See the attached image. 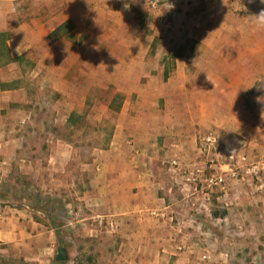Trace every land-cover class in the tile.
I'll list each match as a JSON object with an SVG mask.
<instances>
[{
  "label": "rangeland",
  "instance_id": "obj_1",
  "mask_svg": "<svg viewBox=\"0 0 264 264\" xmlns=\"http://www.w3.org/2000/svg\"><path fill=\"white\" fill-rule=\"evenodd\" d=\"M40 1L45 13L68 10L75 21L67 19L61 34L51 37L60 68L46 73L32 106L39 129L28 123L25 152L0 164V264H139L141 255L155 256L154 247H141L144 235L134 245L115 216L82 199L92 189L100 151L119 128L142 130L141 124L148 130H139L141 139L162 136L163 148L149 158L161 201L147 212L158 219V241L179 247L167 245L161 264H264V71L224 74L223 82L196 69L201 57L186 61L197 55V36L220 31L221 20L212 15L218 6L231 11V23L240 25L244 16L248 33L264 35V24L251 17L264 4L157 0L153 8L145 0ZM29 2L19 1L9 28L30 14ZM253 45L257 63L264 40ZM179 57L195 71L176 73ZM141 64L153 72L140 73ZM157 73L160 81L139 89V79L145 83ZM134 113L147 120H133ZM159 126L166 142L156 135ZM209 134L214 145L204 141ZM189 171L199 179L189 180ZM214 174L224 177V188L208 186L205 178Z\"/></svg>",
  "mask_w": 264,
  "mask_h": 264
},
{
  "label": "crops",
  "instance_id": "obj_2",
  "mask_svg": "<svg viewBox=\"0 0 264 264\" xmlns=\"http://www.w3.org/2000/svg\"><path fill=\"white\" fill-rule=\"evenodd\" d=\"M19 1L22 0H0V164H10L25 152V141L29 136L28 123H32V128L35 125L36 130L39 129L36 116L32 118V113L36 115L32 106L35 107L38 103L39 89L47 81L46 73H55L60 68L57 64L59 56L55 50L57 44L51 37L56 38L61 29L57 33L54 31L67 19L75 21L74 15L68 10L55 14L53 12V15H50L45 13V2L23 0L30 1L31 12L25 15V19L9 28L8 23L15 16ZM34 5L36 9L33 8ZM217 9L212 15L221 20L220 31H206L197 36L199 41L197 55L193 54L186 61L194 63L195 58L201 57L200 67L196 69L215 74L213 75L215 79L223 82H226L224 74L229 76L234 72L249 74L264 71V63L261 59L264 58L263 53L257 55V63L252 61L253 41L264 40V35L248 33L245 29L244 16L239 17L242 23L236 25L237 23L229 21V17H232L229 9L223 6H218ZM257 14L255 12L251 17L257 19ZM3 32L7 35H2ZM256 46L263 47L262 44ZM184 61L183 57L176 59L174 69L176 73L195 71V68L186 66ZM137 70L140 73L153 72L143 64ZM158 72L160 74L161 70ZM149 74L145 83H141L139 79L140 90L152 88L154 82L160 81L161 76L158 73L155 76ZM55 83L54 79L49 82L50 87L55 88ZM245 84L248 87V81H245ZM142 100L141 98L140 103ZM131 118L141 122L147 120L144 113H134ZM141 126L139 127L142 130H139L147 134L148 130L144 124ZM36 130L34 128L30 132L36 133ZM139 130L131 128L117 130L109 146L100 151L98 159L101 160H98L97 166L93 164L95 169L91 168V170H95L96 175L88 182L92 189L85 193L82 199L86 204L95 205L97 208H93L94 211L115 216L119 224L127 227L131 232L129 239L133 238V241L129 242L135 245L138 243L135 241L139 235H144L140 238L141 247L151 246L157 249L155 256L141 255L139 264H161L165 259L161 251H165L167 245H171L172 249L179 248L172 246V242L165 244L158 241L159 229H155L158 226V219L147 212V209H152L154 204L160 206L158 204L161 201L156 198L158 183L149 173L151 169L148 168V163L149 158L156 157L162 152V136L150 137V143L145 142L141 139L145 137L140 135ZM130 135L134 138L130 139ZM156 135H164V141L167 140L166 129L163 126H159ZM22 166L25 164L22 163ZM164 215L173 217V214L166 209ZM127 220H129L128 224Z\"/></svg>",
  "mask_w": 264,
  "mask_h": 264
},
{
  "label": "built area",
  "instance_id": "obj_3",
  "mask_svg": "<svg viewBox=\"0 0 264 264\" xmlns=\"http://www.w3.org/2000/svg\"><path fill=\"white\" fill-rule=\"evenodd\" d=\"M146 3L155 8L157 6V0H145ZM204 141L206 144L208 145H214L215 143V137L212 135V134H209L207 136L204 137ZM176 161H173V163H175ZM196 171H189V174L191 175L190 178H188L189 180H192L193 182H195L197 179H199V174H197L198 172ZM205 181L208 182V186H211V185H217L221 188H224V182H225V179L223 176L221 175H217V174H214L213 176H210V177H207L205 178ZM156 212H153V214H155Z\"/></svg>",
  "mask_w": 264,
  "mask_h": 264
},
{
  "label": "clouds",
  "instance_id": "obj_4",
  "mask_svg": "<svg viewBox=\"0 0 264 264\" xmlns=\"http://www.w3.org/2000/svg\"><path fill=\"white\" fill-rule=\"evenodd\" d=\"M249 2H252V0H249ZM260 2L264 4V0H260ZM172 7H174V5H172ZM256 18L260 23L264 24V9H261L259 14L256 15ZM208 81L211 82L210 80Z\"/></svg>",
  "mask_w": 264,
  "mask_h": 264
},
{
  "label": "trees",
  "instance_id": "obj_5",
  "mask_svg": "<svg viewBox=\"0 0 264 264\" xmlns=\"http://www.w3.org/2000/svg\"><path fill=\"white\" fill-rule=\"evenodd\" d=\"M66 22H67V23H70V22H68V20H67ZM66 22H64V23H66ZM64 23H63V24H64ZM63 24L60 25V26L54 31V33H57L60 29H62ZM1 34L4 35V36L7 35V33H4V32L1 33Z\"/></svg>",
  "mask_w": 264,
  "mask_h": 264
},
{
  "label": "water",
  "instance_id": "obj_6",
  "mask_svg": "<svg viewBox=\"0 0 264 264\" xmlns=\"http://www.w3.org/2000/svg\"><path fill=\"white\" fill-rule=\"evenodd\" d=\"M63 255H62V253L61 252H58V254H57V260H63Z\"/></svg>",
  "mask_w": 264,
  "mask_h": 264
}]
</instances>
